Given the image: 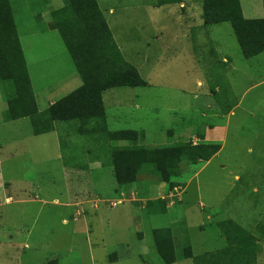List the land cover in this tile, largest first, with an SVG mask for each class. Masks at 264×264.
I'll list each match as a JSON object with an SVG mask.
<instances>
[{
  "label": "rangeland",
  "instance_id": "rangeland-1",
  "mask_svg": "<svg viewBox=\"0 0 264 264\" xmlns=\"http://www.w3.org/2000/svg\"><path fill=\"white\" fill-rule=\"evenodd\" d=\"M95 1L145 86L100 91L102 119L79 102L77 113L57 108L54 121L45 111L21 127H0V212L18 227L2 234L5 242L16 240L0 246V264H207L229 246L236 226L244 242L256 239L254 264H264V53L245 59L230 24L203 25L202 0ZM0 3L11 11V54L23 53L30 71L47 73L39 51L46 44L66 50L62 29L41 38L47 19L41 24L38 17L47 6ZM240 6L244 19H264V0ZM32 35L42 49L30 45ZM2 40L0 34V49ZM76 72L67 96L83 85ZM3 76L4 94L13 95L10 73ZM118 131L138 132L136 145L108 134ZM204 145L221 151L215 156L205 147L201 156L209 162L180 156L169 165V148ZM154 150L167 151L165 160L156 163ZM117 176L126 184L119 186ZM69 198L81 206H67ZM166 207L178 220L175 241L154 244L152 231L170 225L161 215ZM140 233L144 244H137Z\"/></svg>",
  "mask_w": 264,
  "mask_h": 264
},
{
  "label": "trees",
  "instance_id": "trees-1",
  "mask_svg": "<svg viewBox=\"0 0 264 264\" xmlns=\"http://www.w3.org/2000/svg\"><path fill=\"white\" fill-rule=\"evenodd\" d=\"M63 3V8L54 12L51 18L56 29L59 32L60 29L63 30V34L61 33L62 38H64L63 41L74 66L83 78V85L65 99L50 106L47 109L48 111L45 110L46 112L41 113L45 112L44 115L47 113L54 121V112L57 108H64V111L70 113L71 111H67V108L72 107L73 113H77L79 111L77 106L80 102L82 104L87 103L86 106H90L91 112L94 114L93 118L102 119L100 91L117 87H144L145 81L124 59L95 0H63ZM177 3H181V0H158L160 6ZM202 8L203 25L230 24L241 54L245 59L264 52V19H244L239 0H202ZM59 16H63L64 19L59 20ZM112 72H115L114 76L110 75ZM95 90H97V93ZM40 114L31 117V121L38 119ZM137 133L133 131L108 132L113 137H117L118 140L130 141L135 145L136 136L139 134ZM205 147H211V154L213 153V155L219 151L216 146L207 145L201 146V148L199 146L169 148V165L180 156L190 164H193L194 161L207 162L209 161L208 154L203 157L204 159L201 156V150L205 152L207 149ZM143 150L144 153L149 151L147 149ZM161 151L163 150H154L156 163L160 157L161 160H165L167 151ZM109 165L114 166L113 163ZM163 168L157 166V169H159L157 171L159 172L158 176H161L163 181L169 182L170 174L164 176L165 172L161 170ZM168 168H171V166H168ZM116 180L119 186L126 184L121 181L120 176H117ZM239 232L242 231L237 226L234 227V232L227 235L229 246L211 256L212 260L207 264H254L253 246L252 244H245V237H237ZM163 233L159 232L156 240ZM251 239L249 236L247 240ZM236 241H240V243L233 244ZM160 243H162L161 240ZM236 250H238L237 254H235ZM229 251L233 256L226 257ZM163 262L165 264L172 263L166 260Z\"/></svg>",
  "mask_w": 264,
  "mask_h": 264
},
{
  "label": "crops",
  "instance_id": "crops-1",
  "mask_svg": "<svg viewBox=\"0 0 264 264\" xmlns=\"http://www.w3.org/2000/svg\"><path fill=\"white\" fill-rule=\"evenodd\" d=\"M52 1L57 2L56 6L58 7L52 6ZM42 3L45 6H47V13L44 16H39L38 19L41 20V24L44 22L43 19L45 20L47 19L45 23L46 28L43 27V25H41L42 27H40V29L38 30H40L39 32H41L42 34H46V36L41 37L44 40V42H46L51 33L58 31L54 25V22L51 16L54 12H57L62 9L63 1L62 0H42ZM3 7H4V3L3 4L0 3V25H1L0 34L3 39L2 46L0 49V127L3 125L14 124V127L16 128V127H21V123L23 122H27L29 124V120L31 119V117L37 114H40L41 112L47 110L50 106L54 105L55 102H58L59 100L66 97L67 96V91H66L67 80L74 78V82L76 83V80L79 79L78 78L79 76H78V73L76 72L77 71L76 67L74 66L73 62H71L72 59L70 57V54L67 48L66 50H63L62 48L60 49L58 47V49L54 51L55 49L54 46L48 49L50 45L46 44V49H45V45H44L43 49H45V51L43 50L39 51V55L41 58H37V60L39 61L42 60L43 63L48 64L49 68L47 69V73H44V74L39 73L38 74L39 76L37 75V70H34V71L29 70L26 64V60L24 59L23 53L21 54L17 53L16 55L11 54V50H13L12 49L13 43L10 42L11 28L13 27L12 26V16H11V11L7 10L9 9V7L8 6H6V8H3ZM57 33H59L60 35L59 31ZM53 37H54V34L52 35V38ZM31 38L32 39H29L31 40L30 41L31 44L30 43L29 44L34 49H36V51H38L39 48L42 49L43 40H41V38L34 39V35H32ZM15 44L20 47L18 38L15 39ZM34 45L36 47H34ZM263 53L264 52L260 54H263ZM65 56L68 57V59H70V62L73 64L74 67L73 68L71 67L72 69L68 68L67 58H65ZM223 61H226V60L224 59ZM35 63L36 62L31 64V66H36L38 62L36 64ZM4 73L5 74L10 73V81L13 82L14 84L12 86L13 95H10V96L6 95L7 91L4 90V87H5L4 83L7 78L3 76ZM4 78L6 79L4 80ZM35 78H38L39 81L35 82ZM81 85L79 84L77 87H81ZM61 90H64L65 93L63 94L60 93ZM4 91L6 92L5 94H4ZM69 93H71V91ZM3 104H4V108H1ZM44 135H38V136H32V137L41 138ZM47 146H44V147H47ZM220 151H221V147L219 151L215 154V156H217L220 153ZM54 158L59 159V156H54ZM0 184H1V178H0ZM0 191L2 192V188H0ZM70 201L71 199L69 198V203L67 204V206H72V205L81 206L80 201L79 202L74 201L73 204L70 203ZM5 208H7V206H4V209ZM166 210H167L166 211L167 213H164L161 215L167 216L168 211H169L168 207H166ZM182 215L185 217V214H182ZM167 217L170 220L169 228H161V229H156L152 231L154 244L160 243V240L162 241L161 244H164V243L174 244L175 240L173 237L172 229H174L175 227L174 224L178 223V220L172 219V217H169V216ZM13 222L14 220H12L11 218L7 219L3 211L0 212V227H1L0 246L1 247H4L5 244L13 245L14 241L16 240L15 236L12 237L10 240H8V242H5L4 239H1V237H3L4 235L3 232L10 231V230H16L18 228L15 225H13ZM159 232H164V233L162 234V236H160L158 240H156L157 235L159 236ZM142 236L143 235L141 234L140 239L136 238L138 239L137 244H144L142 240ZM163 239H164V242H163ZM186 241L188 244H190V239ZM238 242L239 241H236L235 244ZM253 243L254 244L257 243L255 238H252L251 240H247L245 244H253ZM154 247L156 249V246ZM162 263L165 264L163 260H162ZM173 263L175 262H172L170 264H173Z\"/></svg>",
  "mask_w": 264,
  "mask_h": 264
}]
</instances>
